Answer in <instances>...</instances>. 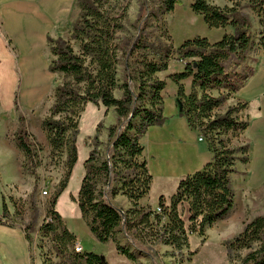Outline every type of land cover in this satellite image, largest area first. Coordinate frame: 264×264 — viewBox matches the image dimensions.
Instances as JSON below:
<instances>
[{"label": "trees", "instance_id": "obj_1", "mask_svg": "<svg viewBox=\"0 0 264 264\" xmlns=\"http://www.w3.org/2000/svg\"><path fill=\"white\" fill-rule=\"evenodd\" d=\"M236 1L234 6L221 8L210 0H191L192 13L201 16L208 28H229L214 43L196 36L176 48L172 45L164 17L173 12L177 0H143L141 12L145 17L140 15L130 25L134 33H129L125 26L131 0H76L78 15L68 39L48 38L51 60L47 70L61 75L62 81L54 89V101L41 129L46 134L49 156H65V173L49 199L38 234L41 239L49 238L61 264H108L98 254L73 251L76 237L54 209L77 161L78 119L87 104L114 108L117 117V124L107 128L104 157L98 151L102 124L97 125L96 135L88 143L90 151L77 196L71 198L98 242L113 243L117 254L133 263L136 254L117 238L122 234L129 245L136 247L138 242L148 248L153 264L158 258L153 250L155 244L169 247L170 256L182 264L189 235L202 236L206 228L231 210L234 201L231 176L236 172V162H248V146L232 147L224 136L232 132L237 137L246 130L247 122L237 115L247 104L237 102L221 114L214 111L251 76V68L244 63L249 52L254 46L264 47V36L255 44L251 23L238 9L241 1H246L263 18L264 0ZM149 15L155 24H149ZM231 58L236 61L235 67L243 66L241 72L227 73L226 63ZM171 60L183 65L182 72L168 77L177 85L180 116L205 139L212 159L201 171L179 181L169 203L160 197L157 212L156 208L139 204L148 194L152 180L140 141L149 127L162 126L165 121L161 93L166 82L157 73L166 71ZM120 63H123L121 84L117 78ZM185 79H191L188 95L181 84ZM216 87L228 92L217 97L207 93ZM117 90L121 92L120 98L114 95ZM14 141L23 155L22 170L36 178L41 165L40 147L26 129L23 115L18 118ZM118 194L130 201V209L122 211L113 204L112 199ZM9 220L2 203L0 226L17 227ZM30 230V225L23 229L29 246ZM223 246L230 264H264V216L254 217ZM191 255L193 252L188 254Z\"/></svg>", "mask_w": 264, "mask_h": 264}, {"label": "rangeland", "instance_id": "obj_2", "mask_svg": "<svg viewBox=\"0 0 264 264\" xmlns=\"http://www.w3.org/2000/svg\"><path fill=\"white\" fill-rule=\"evenodd\" d=\"M177 1L178 3L173 12L164 17L167 31L171 36L172 45L175 48L185 40L192 39L196 36L201 37L208 35L211 31V29L205 25L201 16L192 13L190 9L191 0ZM142 2L143 0H131L125 23L129 33H134L130 25L133 24L140 15L145 17V14L141 12ZM210 2L223 8L226 6H234V2L237 1L210 0ZM238 9L251 23V37L256 36V38H259L263 33L261 31V26L264 23V17H258L251 10L249 5H247L246 1H241ZM77 15L78 9L76 0H71L67 6L66 12L55 22L47 25L45 29H48L44 34L41 33V37L34 41L37 44H35L32 54L35 55L37 61L41 64V67H43L44 75L49 78L44 79L41 75L36 76L35 82L38 87L33 90L29 89L30 92H28V96L25 98H21L23 83H20V86L18 83L14 93V100L18 103L16 108L11 111V114L8 112H4L3 114V112L0 111V191L2 196V201L0 198V215L2 213L3 203L8 210L9 222L11 224L13 223L22 229L29 225L31 226V230L28 233L32 238L27 255L28 264H61L60 258L56 256V253L52 250L49 238L41 239L38 233L46 217L49 199L64 176L65 168L63 162L65 156H55L54 158L49 156L46 134L41 129V123L48 115V109L54 101V89L62 81L61 75L50 74L47 70L51 60L48 38L68 39L71 27L75 23ZM147 20L149 24H155L151 15L147 17ZM4 45L8 51H11L10 53H12L14 58V71L17 80L20 79V77L22 80H25L26 73L24 65H19L17 63L18 56L16 52H14L10 41L5 37ZM235 66L236 61L234 58H231V60L226 63L227 73L231 75L234 72H241L239 68ZM122 76L123 63H120L117 70L119 84L122 83ZM171 90L172 86H167L164 91V97H167ZM186 91H188V89ZM189 92H185V95H188ZM226 92L228 91L226 90ZM226 92H224V94ZM207 93L214 97L222 95L219 89L213 88L207 90ZM114 95L116 98H120L121 92L117 90L114 92ZM25 100H29L30 102L35 100V103L29 108L24 109L21 107L20 102H25ZM228 102H230L229 99L214 112L218 114L223 113L226 110ZM104 110L105 108L103 107H95L92 104H87L82 113H80L77 125L79 132L76 140L77 161L73 167L68 184L57 199L54 209L60 214L67 229L73 233L81 243V247L84 248L85 252L103 256L108 264H153L149 257L151 251L148 248L140 246L138 242H135L136 247L129 245L122 234H118L117 238L121 245L128 246L131 252L136 254V261L133 263L117 254L113 243L109 242L103 244L98 242L89 232L85 222L80 217L76 204L71 200V198L77 196L80 182L84 175V162L90 151L88 143L96 135V127L99 123L102 124V128L98 135V140L101 144L98 147V151L103 157L106 156L107 128L117 124V117L109 109L106 111ZM20 115L25 117L26 129L32 134L40 147L38 153L41 159V165L36 171V178H33L22 170L21 166L24 159L21 151L13 141L14 139H12L14 138V134L12 135L13 137L10 134H6L7 126L10 124L14 125L15 123L12 119L16 117L19 118ZM245 132V130L240 132L238 135L239 137H235L232 132H229L224 138L230 141L232 147H238L246 144L244 141L246 137ZM203 140L205 139L203 138ZM7 143L10 144L11 148L7 147ZM243 171L244 167L239 165L236 172L231 176V185L234 193V201L231 210L221 220H218L212 226L206 228L202 236L189 235L188 248L183 250L185 259L182 264H230L227 261L223 243L241 232L245 224L254 217L264 216V183L254 186L247 185L245 182L248 178V173L246 171L243 173ZM19 172H22V175L14 178L16 175H19ZM44 191L47 192L45 196L42 195ZM152 197L151 193V201ZM153 248L158 255L155 264H178V262L170 256L171 249L169 247L155 244ZM192 252L193 255L188 256V254Z\"/></svg>", "mask_w": 264, "mask_h": 264}, {"label": "crops", "instance_id": "obj_3", "mask_svg": "<svg viewBox=\"0 0 264 264\" xmlns=\"http://www.w3.org/2000/svg\"><path fill=\"white\" fill-rule=\"evenodd\" d=\"M70 1L0 0V111L3 114L4 112L11 114L18 104L14 100L18 83L19 86L20 83H23L21 98H25L30 92L29 89L33 90L38 87L35 82L36 76L41 75L44 79L49 78L44 75L43 67L32 54V50L37 44L34 41L41 37V33L44 34L48 29H45L47 25L55 22L66 12ZM261 31L263 32L261 36H264V23L261 26ZM227 32H229L228 28H211L208 35L201 37L214 43ZM4 37L12 44V48L18 56L17 63L24 65L25 80H22L21 77L17 80L14 71V58L11 51H8L4 45ZM257 40L258 38L255 36V44ZM244 63L251 68L252 74L228 98L230 102L226 109L234 106L236 102L247 104L246 108L237 116L239 120L247 122L244 141L248 146V162L246 164L236 162L235 170L239 165H242L243 173L245 171L248 173L245 183L254 186L264 183V47L254 46ZM242 67H239V70ZM182 70L183 65L180 62L171 60L166 71L157 73V77L166 82L161 93L163 98L162 114L165 121L162 126L149 127L140 141L143 146L142 157L146 161L147 170L152 180L148 194L139 201V204L152 209L157 207L160 197L169 203V198L175 194L179 181L201 171L212 159L207 142L205 140L198 141V138L201 137L199 133L190 129L186 120L180 116L177 85L168 77L180 73ZM181 84H183L185 92L190 91L191 79H185ZM167 86H172V90L167 97H164ZM187 89L188 91H186ZM213 89H219L221 94L227 90L219 87ZM34 103L35 100L32 102L25 100V102H20V105L27 109ZM109 110L114 113V108H109ZM12 120L15 121L14 125L10 124L6 130V134L11 136L18 127V117ZM6 145L11 148L10 144ZM21 175L22 172H19V175L14 178ZM151 193L152 201L150 200ZM0 198L2 201L1 191ZM112 202L122 211L131 208L130 201L120 194L115 196ZM76 244L81 247L77 238ZM28 249L29 245L22 228L0 226L1 264H28ZM81 249L85 252L84 248L81 247Z\"/></svg>", "mask_w": 264, "mask_h": 264}, {"label": "built area", "instance_id": "obj_4", "mask_svg": "<svg viewBox=\"0 0 264 264\" xmlns=\"http://www.w3.org/2000/svg\"><path fill=\"white\" fill-rule=\"evenodd\" d=\"M198 141H203V138L202 137L198 138ZM46 193L47 192L44 191V192H42V195L45 196ZM156 211L159 212V209L156 208ZM73 251L76 252V253H81L82 249H81V247L78 244H75L74 247H73ZM178 264H180V263H178Z\"/></svg>", "mask_w": 264, "mask_h": 264}]
</instances>
